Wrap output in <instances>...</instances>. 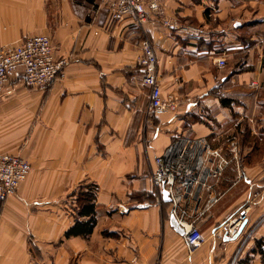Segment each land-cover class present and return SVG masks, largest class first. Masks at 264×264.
<instances>
[{"label":"crops","instance_id":"1","mask_svg":"<svg viewBox=\"0 0 264 264\" xmlns=\"http://www.w3.org/2000/svg\"><path fill=\"white\" fill-rule=\"evenodd\" d=\"M40 34L68 63L46 87L18 71L0 93V154L31 166L0 201V264H232L246 254L260 264L249 251L264 233V0H162L141 24L112 20L100 0H0V46ZM143 39L175 112L147 109ZM177 136L204 137L225 160L212 187L184 203L205 238L190 254L151 180ZM82 182L97 185L96 223L66 238V198ZM239 213L237 236L223 239L218 226Z\"/></svg>","mask_w":264,"mask_h":264},{"label":"built area","instance_id":"2","mask_svg":"<svg viewBox=\"0 0 264 264\" xmlns=\"http://www.w3.org/2000/svg\"><path fill=\"white\" fill-rule=\"evenodd\" d=\"M112 20L118 21L130 17L139 24L148 18V10L157 13L162 0H100ZM164 25L174 22L162 20ZM143 69L142 82L149 87L147 109L155 116L172 113L177 110L178 102L172 94L162 96L157 70V57L150 42L141 41ZM68 63L67 58L56 59L54 46L48 35H27L20 44L0 46V93L18 71L24 74V80L30 87H46L62 74ZM215 64L225 66L224 56L216 59ZM253 84V82H251ZM229 149L233 144L229 142ZM225 160L218 148L210 145L204 137L177 136L162 152L154 158L151 180L157 197L162 200V191L168 201V212L183 229L180 235L186 251L190 254L205 240L194 220H187L188 212L184 207L187 200L197 202L204 190L212 187L219 176ZM260 172L264 176V158L260 163ZM31 169L30 163L19 155L0 154V201L14 194L19 184ZM212 199H209L210 203ZM244 214L239 213L218 226L220 235H234ZM157 264V263H149Z\"/></svg>","mask_w":264,"mask_h":264},{"label":"trees","instance_id":"3","mask_svg":"<svg viewBox=\"0 0 264 264\" xmlns=\"http://www.w3.org/2000/svg\"><path fill=\"white\" fill-rule=\"evenodd\" d=\"M261 69L264 74V44L260 57ZM224 104V99H220ZM97 185L93 182H82L73 189L66 198V207L71 210L74 224L64 232V237L88 236L91 234L96 223V198ZM107 234V232H104ZM249 253L258 254L260 264H264V233L253 240V245ZM250 255L235 259L232 264H249Z\"/></svg>","mask_w":264,"mask_h":264},{"label":"water","instance_id":"4","mask_svg":"<svg viewBox=\"0 0 264 264\" xmlns=\"http://www.w3.org/2000/svg\"><path fill=\"white\" fill-rule=\"evenodd\" d=\"M162 200H163L164 202H167V201H168V198H167V196H166V194H165L164 191H162ZM168 222H169V225L172 227V229H173L177 234H179V235L182 234L183 229L177 224V222H176V220H175V218H174V216H173L172 214H169V216H168ZM241 224H242V222L240 223V225H239V227H238V230H237V232H236L234 235H232V236H230V237L224 235L223 239H226V240H227V239H234V238L237 236L238 232H239V229H240V227H241Z\"/></svg>","mask_w":264,"mask_h":264},{"label":"rangeland","instance_id":"5","mask_svg":"<svg viewBox=\"0 0 264 264\" xmlns=\"http://www.w3.org/2000/svg\"><path fill=\"white\" fill-rule=\"evenodd\" d=\"M263 158H264V157H263ZM263 158H262V159H263ZM262 159H261V160H262ZM260 163H261V161H260Z\"/></svg>","mask_w":264,"mask_h":264}]
</instances>
